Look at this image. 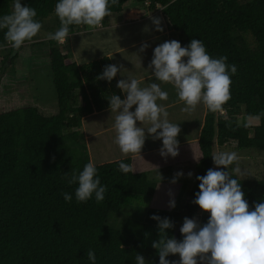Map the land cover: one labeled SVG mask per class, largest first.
<instances>
[{
    "label": "trees",
    "instance_id": "trees-1",
    "mask_svg": "<svg viewBox=\"0 0 264 264\" xmlns=\"http://www.w3.org/2000/svg\"><path fill=\"white\" fill-rule=\"evenodd\" d=\"M20 2L33 7L35 19L42 23L54 15L58 0ZM12 6L13 0H0V17L10 14ZM157 8L169 28L178 33L182 47L199 39L213 58L227 56V63L237 66L231 77V99L224 105L225 116L204 109L197 139L179 144L174 158L161 157L159 149L140 154L142 158L129 156L97 164L100 183L107 186L105 199L97 203L93 194L78 203V184L68 185L62 176L79 173L91 161L80 130L83 121L108 110L112 94L124 97L116 87V76L111 82L96 79L105 66L112 65L111 59L78 64L61 52L58 42L48 40L55 114L45 116L31 105L0 113V264H91L89 249L95 252L96 264H136V254L159 264L151 247L158 240L157 222L150 216L174 221L169 235L182 239L179 229L184 217L201 211L192 203L199 190L196 176L205 175L212 167L214 145L235 142L238 149L264 151V0H118L111 13L132 11L135 15L153 13ZM84 27L88 29L72 25L70 31ZM5 32L0 30V49L10 46ZM17 50L10 46V60ZM243 116L259 118L249 126L238 123ZM121 161L132 164L135 172H121ZM155 168H169L173 176L193 173L195 182L181 210L176 206L169 209L168 202L174 199L176 205L182 184L148 181L147 174ZM241 187L250 209L264 202V179L241 180ZM63 192L72 195L71 202H65ZM132 199L142 200L144 207L115 223L111 215L122 214ZM208 216L202 212L200 224L206 223Z\"/></svg>",
    "mask_w": 264,
    "mask_h": 264
},
{
    "label": "clouds",
    "instance_id": "clouds-1",
    "mask_svg": "<svg viewBox=\"0 0 264 264\" xmlns=\"http://www.w3.org/2000/svg\"><path fill=\"white\" fill-rule=\"evenodd\" d=\"M117 3L118 0H58L54 11L60 27L54 33H46V39L66 44L74 34L70 31L72 25L102 28L104 19L112 14L111 7ZM12 7L10 14L0 17V30L6 29L5 41L13 49H20L25 42H33L43 25L35 19L37 12L33 7L22 6L20 0H13ZM149 18L155 30L162 32L161 20ZM144 30L148 31L147 26ZM148 47L143 43L138 52L142 53ZM148 67L156 81L174 87L179 101L184 104L182 112L190 114L201 104L206 113L225 112L224 105L231 99V77L236 74L237 66L227 63V56L213 58L201 40L192 39L183 47L177 40L159 44L153 49ZM122 69L123 65H107L96 79L111 82ZM160 83L152 82L142 87L138 78L120 79L116 87L125 98L116 94L108 98L109 111L115 113L113 142L125 157H141L148 136L162 141L161 157L174 158L179 154L177 137L181 128L169 121L167 107L158 103L169 98ZM211 157L216 167L209 168L203 176H196L199 190L192 201L202 212L209 214L206 223L200 224L193 216L184 217L179 229L182 239L177 240L168 232L175 227L174 221L158 215L150 216L157 222L158 240L153 241L151 247L156 250L159 264H264V202L255 203L250 209L241 187L245 172L240 167L241 157L236 151H217ZM155 169L161 181L163 177ZM119 170L135 172L132 164L123 161L119 162ZM183 175L177 172L171 183H176ZM192 175V172L187 173L189 178ZM62 179L68 185L78 184L75 189L78 203L88 201L93 194L97 203L105 199L107 186L101 185L92 161L86 163L79 173L73 171L70 176L65 173ZM62 195L65 202H71L70 193L63 192ZM169 195H172L171 191ZM175 206V200L170 199L169 209ZM169 255H178L179 260H169ZM87 258L91 264H96L94 250L87 251ZM135 261L136 264H151L140 254H136Z\"/></svg>",
    "mask_w": 264,
    "mask_h": 264
},
{
    "label": "rangeland",
    "instance_id": "rangeland-1",
    "mask_svg": "<svg viewBox=\"0 0 264 264\" xmlns=\"http://www.w3.org/2000/svg\"><path fill=\"white\" fill-rule=\"evenodd\" d=\"M131 13L133 12L111 14L106 24L107 27L103 25L102 29L91 31V29L86 30L84 27L77 28L76 31L73 30L74 34L68 38L66 44L59 43L61 52L68 54L78 64H86L102 57H112V64L123 65L121 72L116 75L118 81L134 77L141 80L142 87L152 82L160 83L151 77V69L148 67L152 59L153 49L165 41H179L178 33L169 28L160 11L157 13L138 12L135 15ZM149 16L161 20L162 32L155 30V25ZM56 17L54 13V15L44 19L39 35L35 37L33 42L27 43L15 51L17 56H13L12 60L9 57L10 46L0 49V113L23 105H31L35 106L45 116L55 114L56 96L50 72L48 39H46L45 34L54 33L60 27V25L57 27ZM146 26L148 31L144 30ZM143 43H147L149 47L144 52L139 53L138 50ZM137 53L140 56V61ZM160 86L162 90L169 93V98L167 101H158V103L167 107L169 121L179 124L181 128L177 137L179 144L196 140L201 127L204 106L198 105L196 110L190 114L182 112L181 108L184 107V104L179 101L174 87L164 83H160ZM123 97L125 98L124 93ZM217 114L219 115V113ZM114 116L115 113H111L109 109L90 115L84 119L80 128L81 132L85 134L89 155L95 165L126 158L113 142L115 137ZM237 120L239 124L243 123L249 126L257 123V118L244 116ZM161 147V140H153L151 136H148L140 154L159 150ZM217 151H236L239 154L241 157L240 167L245 172V178L242 180L264 179V151L238 149L235 142H230L222 147L214 145L213 154ZM215 167L212 164L211 168ZM158 171L163 179L159 181L155 170L147 174L148 181H172L174 176L169 168ZM194 182L195 178L193 177L181 176L177 179L176 183L182 184L176 202L177 210L182 209L185 198ZM143 207L142 200L132 199L122 214L117 216L112 214L111 216H115L113 220L118 224L131 214H135L137 208ZM198 214H202V211H199ZM175 260L178 261L179 256Z\"/></svg>",
    "mask_w": 264,
    "mask_h": 264
},
{
    "label": "built area",
    "instance_id": "built-area-1",
    "mask_svg": "<svg viewBox=\"0 0 264 264\" xmlns=\"http://www.w3.org/2000/svg\"><path fill=\"white\" fill-rule=\"evenodd\" d=\"M145 4L147 5L148 2H146ZM225 114H226L225 112H224L223 114L219 113V115H222V116H223V115L225 116ZM193 217L197 218L198 221H199V223H200V217H201V214H197V215H195V216H193ZM193 217H191V218H193Z\"/></svg>",
    "mask_w": 264,
    "mask_h": 264
},
{
    "label": "crops",
    "instance_id": "crops-1",
    "mask_svg": "<svg viewBox=\"0 0 264 264\" xmlns=\"http://www.w3.org/2000/svg\"><path fill=\"white\" fill-rule=\"evenodd\" d=\"M160 11V8H157V10L156 11H154V12H159ZM161 12V11H160ZM124 19H125V16H124ZM113 27H115V26H113ZM103 28V27H102ZM102 28H99V29H102ZM88 29H90V28H88ZM87 30V29H86ZM93 30H95V29H91V31H93Z\"/></svg>",
    "mask_w": 264,
    "mask_h": 264
}]
</instances>
